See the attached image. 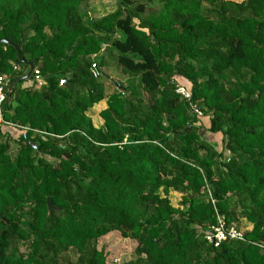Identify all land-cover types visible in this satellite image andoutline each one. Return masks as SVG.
Instances as JSON below:
<instances>
[{"label": "trees", "instance_id": "trees-1", "mask_svg": "<svg viewBox=\"0 0 264 264\" xmlns=\"http://www.w3.org/2000/svg\"><path fill=\"white\" fill-rule=\"evenodd\" d=\"M88 1L0 0V40L35 65L22 81L0 43L3 120L51 134L0 124V264H107L92 247L110 233L136 243L126 264H264V0H117L101 19ZM112 53L127 86L102 71ZM219 217L253 229L215 247Z\"/></svg>", "mask_w": 264, "mask_h": 264}, {"label": "rangeland", "instance_id": "rangeland-1", "mask_svg": "<svg viewBox=\"0 0 264 264\" xmlns=\"http://www.w3.org/2000/svg\"><path fill=\"white\" fill-rule=\"evenodd\" d=\"M241 1V0H236ZM117 0H89L87 3L83 5V12H86L89 16V18L92 19H101L104 16H107L109 14H112L117 9ZM160 8V5L153 4L150 7V11H156ZM107 46H103V49L105 50ZM107 67L103 68L102 71H104L109 78L113 82L122 83L124 86L128 85L129 75L124 74L122 71L118 69L117 63H116V56H114V53L112 55L107 56ZM98 73L101 71L98 70ZM28 73V72H27ZM26 73V74H27ZM36 77H41L38 70L36 71ZM42 78V77H41ZM42 81V80H41ZM40 81V82H41ZM136 82V81H135ZM137 84V82H136ZM44 85V80L42 83H35V90H40V88ZM124 96L120 97V94L117 95L116 98L123 100ZM118 99L115 100V103H118ZM109 109L108 103H103L99 106V104L95 105L89 112V116L92 119L94 125L97 128H104L105 121L101 116V113L105 110ZM17 134H20L17 131H13ZM219 147V146H218ZM222 148H217L218 151H221ZM18 146L11 147L10 155L14 157L18 153ZM164 196L163 194H161ZM169 199L171 204L174 207H180L181 206V195L177 192H173L169 195ZM235 226L243 231L248 232L253 229V224L247 222L245 219H240L238 223L234 224ZM96 248L98 251H103L105 257H106V263L107 264H126L130 261H133L137 258L135 254V248L136 243L131 239H124L122 238L120 233H110L108 235L103 236L100 238L97 242H93V247ZM22 251H26V246H21ZM78 258H80L79 254L76 252H69V256L66 259V261L70 262L71 264H76L78 261Z\"/></svg>", "mask_w": 264, "mask_h": 264}, {"label": "built area", "instance_id": "built-area-1", "mask_svg": "<svg viewBox=\"0 0 264 264\" xmlns=\"http://www.w3.org/2000/svg\"><path fill=\"white\" fill-rule=\"evenodd\" d=\"M18 67H15V70L18 71ZM92 74L94 78L99 77V73L96 69V67L93 68ZM42 80V81H41ZM41 81V82H40ZM42 83L43 79L41 77H36L35 78V83ZM67 84V80L63 79L60 81V86H65ZM45 85V81H44ZM43 85V86H44ZM9 80L7 76L0 75V124L9 126L13 128L17 132L24 133L23 134V139L24 141H29L27 131L33 132L35 135L39 136H51V134L45 133V132H40L38 130H32L29 127H22L18 125H14L12 123H7L3 120V105L8 97V90H9ZM178 93L184 95L186 98H189V94L186 92L184 88H179ZM31 146V149L34 152L38 151V144L36 143H29ZM206 239L209 241V243L213 244L215 247L220 246L224 241L231 239V240H245L244 237V232L236 228L235 225H227L225 220L221 217H219L218 223L215 226H211L210 230L208 231L206 235Z\"/></svg>", "mask_w": 264, "mask_h": 264}, {"label": "water", "instance_id": "water-1", "mask_svg": "<svg viewBox=\"0 0 264 264\" xmlns=\"http://www.w3.org/2000/svg\"><path fill=\"white\" fill-rule=\"evenodd\" d=\"M0 43L6 44V45H10V46H13L15 48V50L17 51L18 56H19V61L29 68L28 73L21 80L22 81L29 80V78L31 77V74L34 72V68H35L34 63L33 62H28V61L25 60L24 56L21 53L20 47L17 46L16 44H14L12 42H9L8 40H0ZM115 84L117 85L116 82H115ZM13 86H14V84H11L9 86L8 93H9L10 96H11V93H12V90H13ZM47 206H48L49 213H51L53 210H55L54 206L52 205V203L50 201L47 202Z\"/></svg>", "mask_w": 264, "mask_h": 264}, {"label": "crops", "instance_id": "crops-1", "mask_svg": "<svg viewBox=\"0 0 264 264\" xmlns=\"http://www.w3.org/2000/svg\"><path fill=\"white\" fill-rule=\"evenodd\" d=\"M42 87H43V86H42ZM42 87H41V88H42ZM41 88H40V89H41ZM105 102L108 103L107 100H104V101H102V102L99 103V106L102 105V104L105 103ZM90 110H91V109H90ZM90 110H89V111H90ZM87 115L89 116L88 113H87ZM89 117H90V116H89ZM95 127H96V126H95ZM96 128H97V127H96ZM98 129H99V128H98ZM172 193H173V192H171L170 194H172Z\"/></svg>", "mask_w": 264, "mask_h": 264}]
</instances>
